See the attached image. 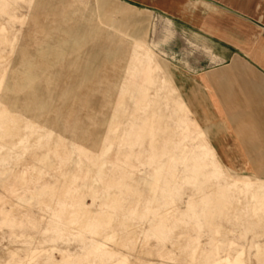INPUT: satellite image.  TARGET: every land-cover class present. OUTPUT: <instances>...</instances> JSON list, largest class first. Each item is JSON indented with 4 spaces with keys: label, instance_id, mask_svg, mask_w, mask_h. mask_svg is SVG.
<instances>
[{
    "label": "rangeland",
    "instance_id": "rangeland-1",
    "mask_svg": "<svg viewBox=\"0 0 264 264\" xmlns=\"http://www.w3.org/2000/svg\"><path fill=\"white\" fill-rule=\"evenodd\" d=\"M90 1L0 0V264H264V178L175 80L206 49Z\"/></svg>",
    "mask_w": 264,
    "mask_h": 264
},
{
    "label": "crops",
    "instance_id": "crops-1",
    "mask_svg": "<svg viewBox=\"0 0 264 264\" xmlns=\"http://www.w3.org/2000/svg\"><path fill=\"white\" fill-rule=\"evenodd\" d=\"M125 1L204 46L208 60L188 59L175 80L224 166L264 178V0ZM90 3L120 9L110 0Z\"/></svg>",
    "mask_w": 264,
    "mask_h": 264
},
{
    "label": "bare ground",
    "instance_id": "bare-ground-1",
    "mask_svg": "<svg viewBox=\"0 0 264 264\" xmlns=\"http://www.w3.org/2000/svg\"><path fill=\"white\" fill-rule=\"evenodd\" d=\"M136 21V20H135ZM139 21H141V22H143V23H145V19H144V17H142V16H139ZM140 22V23H141ZM101 24V23H100ZM132 24H134V23H132ZM127 28V27H126ZM125 29V28H124ZM3 30H5V29H3ZM144 97H145V95H144ZM147 98V97H146ZM144 99V98H143ZM49 104V103H48ZM46 105V104H45ZM44 108V107H43ZM264 180V179H263ZM259 186V185H258ZM261 189H262V187H260ZM257 190H258V188H257ZM259 191V190H258ZM262 192V191H261ZM263 201H264V199H263ZM242 254L243 253H239L238 254V256H237V258L234 260V262L232 263V264H243V262H242Z\"/></svg>",
    "mask_w": 264,
    "mask_h": 264
}]
</instances>
